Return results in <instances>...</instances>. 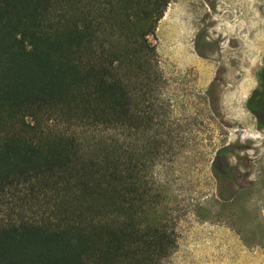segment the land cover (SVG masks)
<instances>
[{
    "label": "trees",
    "instance_id": "obj_1",
    "mask_svg": "<svg viewBox=\"0 0 264 264\" xmlns=\"http://www.w3.org/2000/svg\"><path fill=\"white\" fill-rule=\"evenodd\" d=\"M172 1L0 0V264L174 253L158 133L136 131L160 120L151 38Z\"/></svg>",
    "mask_w": 264,
    "mask_h": 264
},
{
    "label": "rangeland",
    "instance_id": "obj_2",
    "mask_svg": "<svg viewBox=\"0 0 264 264\" xmlns=\"http://www.w3.org/2000/svg\"><path fill=\"white\" fill-rule=\"evenodd\" d=\"M151 39L160 120L136 131L140 145L158 133L153 173L177 216L166 264H264V127L247 106L264 63V0H173Z\"/></svg>",
    "mask_w": 264,
    "mask_h": 264
},
{
    "label": "flooded vegetation",
    "instance_id": "obj_3",
    "mask_svg": "<svg viewBox=\"0 0 264 264\" xmlns=\"http://www.w3.org/2000/svg\"><path fill=\"white\" fill-rule=\"evenodd\" d=\"M257 78L258 87L252 92L247 106L256 117L258 127L262 128L264 127V64L260 68Z\"/></svg>",
    "mask_w": 264,
    "mask_h": 264
}]
</instances>
